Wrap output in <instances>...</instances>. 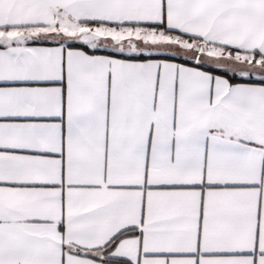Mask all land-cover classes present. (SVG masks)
<instances>
[{
  "label": "snow or ice",
  "instance_id": "1",
  "mask_svg": "<svg viewBox=\"0 0 264 264\" xmlns=\"http://www.w3.org/2000/svg\"><path fill=\"white\" fill-rule=\"evenodd\" d=\"M0 264H264V0H0Z\"/></svg>",
  "mask_w": 264,
  "mask_h": 264
}]
</instances>
